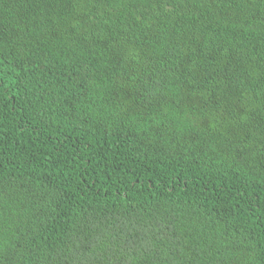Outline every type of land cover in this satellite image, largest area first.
Returning a JSON list of instances; mask_svg holds the SVG:
<instances>
[{"label": "trees", "instance_id": "trees-1", "mask_svg": "<svg viewBox=\"0 0 264 264\" xmlns=\"http://www.w3.org/2000/svg\"><path fill=\"white\" fill-rule=\"evenodd\" d=\"M0 264H264V0H0Z\"/></svg>", "mask_w": 264, "mask_h": 264}]
</instances>
